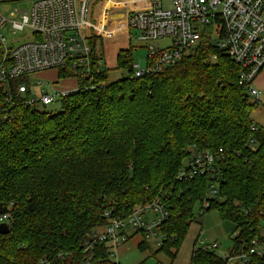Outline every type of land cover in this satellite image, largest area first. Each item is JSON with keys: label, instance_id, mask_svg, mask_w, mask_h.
<instances>
[{"label": "trees", "instance_id": "16d2710c", "mask_svg": "<svg viewBox=\"0 0 264 264\" xmlns=\"http://www.w3.org/2000/svg\"><path fill=\"white\" fill-rule=\"evenodd\" d=\"M212 32L207 28L194 51L158 75L135 78L131 49L120 51L117 69L128 76L113 83L101 68L103 39L93 35L90 73L79 76L71 60L57 70L60 81L75 79L78 89L54 114L15 96L16 83L9 95L0 87V217L8 215L10 223L0 233V264H84L82 242L106 224V212L127 217L161 197L170 216L159 227L166 240L157 253L171 261L196 220L195 206L206 199L211 205L201 217L215 210L232 223L234 246L259 234L264 128L253 130L257 105ZM191 150L223 154L211 174L179 182ZM111 249L99 245L92 264H118ZM149 249L147 241L139 244L141 252ZM191 264L227 259L195 248Z\"/></svg>", "mask_w": 264, "mask_h": 264}, {"label": "built area", "instance_id": "2783aa9c", "mask_svg": "<svg viewBox=\"0 0 264 264\" xmlns=\"http://www.w3.org/2000/svg\"><path fill=\"white\" fill-rule=\"evenodd\" d=\"M96 1L32 0L28 12H11L9 15L0 12V87L4 94L9 95L11 83H16L15 96L24 97V103L36 108L38 104L50 106L75 92L60 89L53 95L42 94L35 98L31 76L59 70L67 60L79 70V76L84 75L81 72L84 69L90 73L89 40L93 35L103 40H116L123 25L118 31L114 29L115 24L123 22L130 42V31L137 30L139 40L148 45L146 66L133 65L135 78L163 73L194 51L205 30L212 28L214 46L240 68L239 84L257 106L262 104L263 92L255 86V81L264 70V0H170L169 8H165L163 0H103L97 21V17L92 16ZM105 9L106 20L102 22ZM6 30L11 33L29 31L32 39L13 46L6 39ZM109 30L114 33H108ZM160 40L171 42L160 48ZM8 98L12 101V96ZM256 125L253 130H257ZM222 154V150L217 154L191 150L177 176L178 181L211 174ZM214 178L210 176L208 187L211 200L218 196ZM210 205V200L206 199L202 209L206 210ZM169 216L165 197L136 207L127 217H113L111 212H106V224L88 233L82 242L84 264H92L94 250L101 244L110 245L112 255H117V248L131 234H141L145 241L153 239L159 249L166 240L159 227ZM8 219L9 216L4 215L0 217V223L9 226ZM199 246L197 249L207 251L219 248L217 243L200 242ZM225 258L227 264H256L258 260L264 264V213L259 234L247 243L233 244Z\"/></svg>", "mask_w": 264, "mask_h": 264}, {"label": "rangeland", "instance_id": "374dc122", "mask_svg": "<svg viewBox=\"0 0 264 264\" xmlns=\"http://www.w3.org/2000/svg\"><path fill=\"white\" fill-rule=\"evenodd\" d=\"M165 8H169L170 0H163ZM103 0H97L96 4L92 8V16L96 18V21L100 16V9ZM32 0H7L0 2V12L5 15H9L11 12L24 11L28 12L31 8ZM132 41L130 42L128 38L119 37L116 40H103V49L101 48L99 53H102L104 60L102 61L101 68L108 70V78L111 83L124 79L128 76L127 70L117 69V54L121 50L131 49L133 55V65H140L144 68L147 64V43L139 40V31H130ZM6 39L9 44L13 46H19L24 42H28L32 39L31 32H17L11 33L7 30L5 31ZM105 41V42H104ZM169 40H160L158 45L160 48H164L170 44ZM98 46V45H97ZM57 70H51L44 72L45 74H38L37 76H31V86L33 87V97H39L42 94L53 95L56 90H63L64 88H70L68 85H73L71 82H63L58 78ZM262 79L264 82V72L262 73ZM65 81V80H64ZM41 82L42 85H37ZM34 85V86H33ZM74 93V92H73ZM70 93L69 95H71ZM68 95V96H69ZM66 96V97H68ZM65 98V97H64ZM262 104L258 105L256 110L252 113L251 117L254 120H259L264 123V93L262 95ZM253 102V100L251 99ZM36 109L39 112H48L54 114L59 112L61 109V100H58L54 104L44 107L38 104ZM186 162V161H185ZM202 208L199 204L195 206L194 216L196 218L195 222L191 225L189 232L183 241L180 249L179 256L176 261H171L169 257L161 252L157 253L158 247L153 239H148L147 242L150 249L144 252L139 250V244L143 240L141 234H134L131 239L120 245L117 248V256L112 255L111 259L118 264H189V258L193 249L194 243L196 248L200 247V242L212 244L217 243L219 245L218 249L214 252L220 257H225L229 253L233 246V242L230 239V235L235 229V226L229 222H223L217 211L211 210L201 217ZM185 254L186 262L184 259L180 260L182 254Z\"/></svg>", "mask_w": 264, "mask_h": 264}, {"label": "crops", "instance_id": "0c3cea01", "mask_svg": "<svg viewBox=\"0 0 264 264\" xmlns=\"http://www.w3.org/2000/svg\"><path fill=\"white\" fill-rule=\"evenodd\" d=\"M116 18H121V16H117ZM106 20V9H105V11L103 12V15H102V22H104ZM123 25V26H122ZM122 26V27H121ZM124 24H123V22H119V23H117V24H115V27H114V29H118V31H119V28L121 27L122 29L119 31V36H118V38L119 37H123V38H127V31H126V29H124ZM113 28V27H112ZM108 33H110V34H113L114 33V30H109L108 31ZM117 38V39H118ZM106 41V40H105ZM104 41V42H105ZM122 51V50H121ZM119 54V53H118ZM118 54H117V56H118ZM47 72V71H46ZM264 72V70L261 72V74L258 76V78L256 79V81H255V86L258 88V89H260L263 93H264V82H263V79H262V73ZM42 74V73H41ZM43 74H45L44 72H43ZM57 74H58V72H57ZM40 75V74H39ZM63 82H71L73 85H68V86H70V88H64L63 90H70V91H76L77 89H78V84H77V81L75 80V79H69V80H65V81H63ZM252 118V120L254 121V123H256L258 126H261V127H263L264 128V123L263 122H261V121H259V120H254L253 119V117H251ZM134 234H131L130 236H129V238H128V240L126 241V242H128L130 239H131V237L133 236ZM185 240V239H184ZM125 242V243H126ZM142 242H143V240H142ZM124 244V243H123ZM196 248V244L194 243V245H193V249H192V252H191V255H190V258H189V264H191V259H192V254H193V251H194V249ZM181 249V248H180ZM179 253H180V250H179V252H178V254H177V257L179 256ZM185 254L186 253H184V254H182L181 255V257H180V260L182 261V259H184L185 258ZM115 256H117V255H115ZM177 257H176V259H177ZM176 259L174 260V261H176ZM184 262H186V258L184 259Z\"/></svg>", "mask_w": 264, "mask_h": 264}, {"label": "water", "instance_id": "95a60500", "mask_svg": "<svg viewBox=\"0 0 264 264\" xmlns=\"http://www.w3.org/2000/svg\"><path fill=\"white\" fill-rule=\"evenodd\" d=\"M9 232V228L6 224H0V233L7 234Z\"/></svg>", "mask_w": 264, "mask_h": 264}]
</instances>
